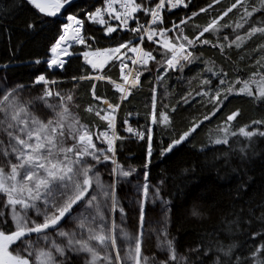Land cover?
Segmentation results:
<instances>
[{"label":"snow or ice","instance_id":"snow-or-ice-1","mask_svg":"<svg viewBox=\"0 0 264 264\" xmlns=\"http://www.w3.org/2000/svg\"><path fill=\"white\" fill-rule=\"evenodd\" d=\"M27 2L47 17H57L72 4V0ZM219 3L220 0H212L207 7L179 17V23L170 19L171 27L166 26V14L189 10L192 0H97L92 10L81 9L67 15L46 63L50 68L64 70L66 57H82L91 74L73 75L71 79L77 84L89 83L96 105L89 104L83 111L98 118L103 130L82 123L81 106L75 102L73 91L58 90L63 81L39 74L32 85H25L10 84L6 76L0 77V136L4 137L0 139V264H264V230L248 233L250 238H258L250 249L246 241L235 239L244 224L242 214L226 228L225 239H220L218 233L210 234L212 239L188 250L187 254L178 250L174 237L169 238L170 209L164 211L160 220L149 219V227L145 228L147 206L157 200L164 205L170 203L162 200L160 188H152L148 180L153 129L176 132L170 113H176L177 108L161 102V110H157L158 87H163V81L172 73H182L186 67L201 61L203 46L218 48L223 53L225 47L239 48L257 35L264 39V18L253 21L257 13L264 14V0H234L206 26L190 23ZM233 10L239 12V22H234V26L222 24ZM85 21L102 26L100 31L104 35L87 36L83 31ZM28 27L34 25L30 23ZM186 29L192 31L191 38L185 34ZM222 29L245 31L243 35L237 33L226 45L202 39L206 33H220ZM223 39L228 41L227 36ZM101 40L111 44L105 46ZM74 44L83 45L84 49L70 51ZM254 51L264 53V43ZM203 62L212 66L200 74L195 95L189 91L177 104H190L200 97L201 105H211L212 110L198 121L189 120L186 129L161 149L162 156L190 143L199 134L198 130H204L201 126L205 121L210 122L226 102H231L230 97H249L264 103V55L250 66L252 70L247 78L230 79L223 69L214 71V61ZM116 66L119 75L113 80L105 74V69ZM153 70L156 83L151 87L144 130L134 128L127 118L119 121V127L127 134L147 142L142 179L132 185L130 178L137 168L132 165L125 168L117 157L118 145L127 139L118 131V114L123 102L142 88L141 77ZM211 77H215V84ZM98 82L111 85L114 95L119 94L118 102L98 96ZM35 85L41 91L26 99ZM164 95H168L167 91ZM127 115L130 117L132 113ZM241 115L237 109L214 131L208 129V142L228 145L233 138L243 137L248 141V146L239 148L243 159L248 147L257 138H264V120H252L234 128L233 122ZM118 190L123 193V200ZM125 204L129 206L128 212ZM133 211L138 219L129 230L126 221ZM192 215L199 217L201 212L194 208ZM258 219L264 223V213ZM69 222L73 227L66 229ZM154 223L159 227L153 228ZM153 235L162 259L147 254L150 250L146 244Z\"/></svg>","mask_w":264,"mask_h":264},{"label":"trees","instance_id":"trees-1","mask_svg":"<svg viewBox=\"0 0 264 264\" xmlns=\"http://www.w3.org/2000/svg\"><path fill=\"white\" fill-rule=\"evenodd\" d=\"M234 0H220L212 10L202 13L194 18L191 24L206 26L212 18H215L223 10H226ZM212 0H192L189 10H180L171 16L179 17L191 15L192 11H198L201 7H207ZM97 4V0H78L68 6L62 16L75 14L81 9L89 10ZM98 6V5H97ZM233 10L221 23L239 22V14ZM82 19L83 16H80ZM66 18V17H65ZM170 16L167 15V25ZM264 18V14L257 13L253 21ZM64 21L58 18L44 16L39 13L27 0H0V67L5 66L6 73L11 80L20 84L32 85L34 78L39 74H45L51 79L66 80L58 90L73 91L76 101L81 106L80 113L87 117V122L102 129V122L94 115L83 111L85 106L95 104L90 94L88 82H71L73 75L89 74V66H86L82 57H70L64 70H51L46 63L50 59L51 46L62 31ZM66 22V20H65ZM34 27L29 28L28 24ZM248 25H245L247 29ZM100 26L85 21L84 33L87 36L95 35L97 38L103 36ZM245 29L235 30L222 29L220 33H206L202 39H209L212 43L227 44L234 39L237 33L243 35ZM185 34L191 38L192 31L185 30ZM115 35V34H114ZM121 35H124L121 33ZM228 37V41L223 39ZM101 44L109 46L111 42L101 40ZM264 43L259 35L237 48L233 45L230 49L225 47L223 53L211 46H203L200 51L203 59L186 67L184 71L172 73L163 81V87L157 90V110H161V102L169 107L175 106L176 113H170L176 132L169 129L154 128L152 139V156L148 172L152 183L159 182L160 196L163 201L170 202L167 205L157 200L147 207L145 228L150 214L156 211L159 205L170 209L168 231L169 238L174 237L178 242V250L187 254L188 250L201 247L213 237L210 234L218 233L220 239H225V230L242 214L244 224L236 232L235 239L246 241L249 249L258 241L257 237L250 238L248 233L264 230V223L258 218L264 213V138H257L255 143L248 147V151L242 159L239 148L248 146V141L243 137L230 140L228 145H214L208 142V129L213 131L218 124H223L224 118L231 112L239 109L242 115L233 122L237 128L244 124H250L252 120H264V103L256 102L252 98L243 96L230 97V103L212 120L205 121L202 125L203 131L198 130V135L190 143L181 145L173 152L161 155V149L167 147L177 133L185 130L189 120L195 118L197 121L203 115L210 114L211 105L202 106L201 98L196 97L190 104L181 101V97L192 91L198 90L197 85L201 73L207 66L203 61H214V71L223 69L229 73L230 79L247 78L251 65L264 53L257 54L254 49L257 45ZM83 50L82 47L74 46L72 51ZM199 54V53H198ZM157 59H161L157 57ZM40 63L36 64L35 61ZM105 74L111 78H118L117 67L105 69ZM208 75V74H205ZM156 72H146L142 76V88L130 97L129 101L121 105L119 121L131 112L132 121L142 130L146 124L145 116L150 107L151 87L156 83ZM196 79H192V78ZM213 84L217 81L211 77ZM192 81L191 84L189 81ZM34 91H40V86L35 85ZM167 91L168 95L164 93ZM105 82L97 83V95L110 102H118L119 94ZM239 140V143L236 141ZM202 145V146H201ZM227 153V155H225ZM118 160L127 168L135 166L143 172L142 165L147 158V142L125 140L118 145ZM187 169V171H185ZM161 181L163 183L161 184ZM201 212L199 217L192 215L193 209ZM157 212V211H156ZM137 216L131 217V223H137ZM251 220V225L248 221ZM152 226V225H151ZM155 228L154 226H152ZM247 229V231H245ZM156 245L155 235L147 241V248L154 251ZM149 251V252H150Z\"/></svg>","mask_w":264,"mask_h":264},{"label":"rangeland","instance_id":"rangeland-1","mask_svg":"<svg viewBox=\"0 0 264 264\" xmlns=\"http://www.w3.org/2000/svg\"><path fill=\"white\" fill-rule=\"evenodd\" d=\"M256 2H258V0H256ZM236 14H239V12H237ZM66 17V16H65ZM64 16H61L60 17V19L62 20L63 18H65ZM74 46H78V47H82L83 49H84V46L83 45H79V44H75V45H73V47ZM70 51H72V49H70ZM51 55V54H50ZM52 56V55H51ZM51 56H50V58H51ZM66 58H69V57H66ZM65 58V59H66ZM67 64V63H66ZM66 66V65H65ZM7 77V79H8V81H9V83L10 84H16L17 82L16 81H14V80H11L9 77H8V75H7V73H6V70H5V66H3V67H0V77ZM60 81H63V82H67L66 80H60ZM71 82H74V81H72L71 80ZM41 91V90H40ZM40 91H32V93H31V96H27L26 97V99H31V98H33V97H35L36 95H38L39 94V92ZM102 99H104V98H102ZM75 102L78 104V102L75 100ZM93 106H95L96 105V103L95 104H92ZM85 107H87V106H85ZM84 107V108H85ZM37 115H40V113L39 112H37L36 113ZM79 115H80V117H81V120H82V123H88L87 122V117L85 116V115H83V114H81L80 112H79ZM130 117H132V116H130ZM89 124V123H88ZM90 126H92V125H90ZM0 139H4V137L3 136H0ZM131 179V182H132V185H135L136 183H138L141 179H142V172L141 171H139L138 169H137V172L133 175V177H131L130 178ZM148 180H149V183H150V185L152 186V188H154V187H159V185H160V183L159 182H157V183H152L151 182V180H150V177H148ZM150 193H151V189H150ZM118 194H120L121 195V198H122V200H123V193L122 192H119V190H118ZM132 207L133 208H135V205H132ZM148 208V207H147ZM147 208H146V216H147ZM156 211H153L152 212V214H150V218H148V220L149 219H153V220H160V219H162V217H163V214H164V211L165 210H167V208H165V206H163V205H159V206H157L156 207V209H155ZM125 211L126 212H128L129 211V206H128V204H125ZM135 215V216H137L136 215V213L133 211V212H131V213H129V218L127 219V221H126V226L129 228V230H131L132 229V226H133V224L131 223L132 221H131V217H132V215ZM147 220V219H146ZM119 217L117 216V223L119 224ZM63 223V222H62ZM152 226H154L155 228H157V227H159V225H157V224H152ZM71 227H73V225H72V223L71 222H69L67 225H65V228L67 229V228H71ZM32 239L33 240H35L36 239V237L35 236H33L32 237ZM148 255H155V256H157L158 258H160V259H162L163 257H161L160 256V254H159V250L156 248V246H155V249H154V251L152 252V251H150V252H148L147 253Z\"/></svg>","mask_w":264,"mask_h":264},{"label":"built area","instance_id":"built-area-1","mask_svg":"<svg viewBox=\"0 0 264 264\" xmlns=\"http://www.w3.org/2000/svg\"><path fill=\"white\" fill-rule=\"evenodd\" d=\"M89 10H92V9H89ZM180 10H183V9H180ZM180 10H174L172 13H169V14H166V16H165V21H166V26H168V27H171V24L169 23V25H167V15H169L170 16V18H169V20L171 19V20H175L176 22H177V19H176V17H173V16H171L173 13H175V12H177V11H180ZM79 18H81V17H79ZM82 19V18H81ZM63 20L65 21V18H63ZM141 22H143V21H141ZM100 27H102V26H100ZM114 35V34H113ZM117 68H118V66H116ZM112 68V67H111ZM51 69H59V68H54V67H51ZM60 70H62V69H60ZM89 74H91V73H89ZM111 79H113V80H117L118 78H111ZM141 82H142V77H141ZM136 92V91H135ZM130 99V98H129ZM125 102H127V101H125ZM124 103V102H123ZM125 118H127V119H129V121H130V123L132 124V126L134 127V128H139L141 131H143L136 123H134L133 121H132V119L127 115H125L124 117H123V119H125ZM122 119V120H123ZM101 130H103V129H101ZM118 131H119V133H120V135H122V136H127V139L126 140H134V141H142V140H140V139H138L137 137H135L134 135H131V134H127L122 128H120L119 127V114H118Z\"/></svg>","mask_w":264,"mask_h":264},{"label":"water","instance_id":"water-1","mask_svg":"<svg viewBox=\"0 0 264 264\" xmlns=\"http://www.w3.org/2000/svg\"><path fill=\"white\" fill-rule=\"evenodd\" d=\"M76 1H78V0H72V3L76 2ZM67 7L68 6H66L65 9H63L61 11V13L57 15V17H52V18H58V17L60 18L63 15V13H64V11L66 10ZM69 59H70V57L69 58H66L67 61H69Z\"/></svg>","mask_w":264,"mask_h":264},{"label":"bare ground","instance_id":"bare-ground-1","mask_svg":"<svg viewBox=\"0 0 264 264\" xmlns=\"http://www.w3.org/2000/svg\"><path fill=\"white\" fill-rule=\"evenodd\" d=\"M65 20H66V18H65ZM75 45V44H74ZM54 68H56L55 66H53ZM202 146V145H201Z\"/></svg>","mask_w":264,"mask_h":264}]
</instances>
